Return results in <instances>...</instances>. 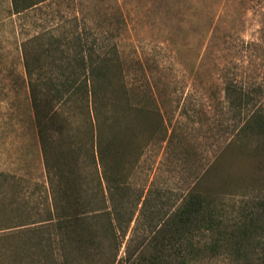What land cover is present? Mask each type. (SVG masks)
I'll list each match as a JSON object with an SVG mask.
<instances>
[{"label":"rangeland","instance_id":"1","mask_svg":"<svg viewBox=\"0 0 264 264\" xmlns=\"http://www.w3.org/2000/svg\"><path fill=\"white\" fill-rule=\"evenodd\" d=\"M116 1L57 0L42 10V20L33 23L32 16L22 20L12 13L9 0H0V264H41L38 246L28 240L32 232L26 228L40 226L48 217L49 178L58 188L57 172L51 165L66 148L68 136L79 144L73 166L75 185L83 174L89 186L95 184V167L83 148L89 134L81 117L75 115L69 118L71 122L64 121V129L53 143L46 140L47 172L30 122L19 49L21 38L31 34L35 24L55 32L68 29L64 11L71 7L77 10L79 26L84 19L83 30L90 39L97 36L99 25H104L112 28V38L118 42L128 78V147L135 154L149 136L146 117L136 108L140 101L149 100L145 89L148 83L159 91L167 132L171 126L174 130L173 141L157 170V184L164 193L160 209L150 223L148 216L138 218L134 212L120 237L116 256L134 258L142 236L172 210L181 189L213 156L219 154L204 183L216 201V196L223 193L226 210L236 198L233 192L245 184L241 178L245 173L244 154L234 145H225L231 134L230 123L237 115H231L235 109L227 107L222 88L226 79L243 88L254 86L255 102L264 106V0ZM155 153V147L147 146L133 164L130 199L144 190ZM95 166L99 172V164ZM101 247L99 259L79 264H103L111 251L105 244ZM226 261L212 256L204 257L199 264ZM120 264L136 263L134 259H121Z\"/></svg>","mask_w":264,"mask_h":264},{"label":"trees","instance_id":"2","mask_svg":"<svg viewBox=\"0 0 264 264\" xmlns=\"http://www.w3.org/2000/svg\"><path fill=\"white\" fill-rule=\"evenodd\" d=\"M55 1L9 0V5L18 18L32 16L36 23L44 18L42 10ZM74 9L64 11L68 29L55 32L35 24V30L19 42L30 122L47 172V144L61 135L64 121L71 122V115L81 117L86 124L89 138L83 148L95 167L92 187L85 174L75 185L73 166L79 144L67 135L66 148L51 165L57 172L58 188L49 178L48 217L39 223L47 231L40 226L26 228L32 232L28 240L38 246L41 264L90 263L99 259L102 244L111 251L103 264H120L121 259H134L136 264H199L204 257L212 256L227 259V264H262L264 106L255 102L256 87L236 86L231 79L223 83V99L229 109H235L231 115H237V119H231V134L225 145H234L244 154V186L233 192L236 198L229 201V209L224 206L223 193L216 196V201L204 183L219 154L213 156L181 189L172 210L142 236L134 258L116 256L120 237L134 212L138 218L148 216L150 223L160 209L164 193L157 184V170L173 141L174 130L171 126L167 132L159 91L148 83L145 89L149 100L140 101L136 108L146 117L149 136L135 154L128 147V78L118 42L112 38V28L104 25H99L97 36L90 39L83 30L84 19L81 26L76 22ZM147 146L156 148L155 164L149 166L144 190L132 200L129 178L133 164Z\"/></svg>","mask_w":264,"mask_h":264}]
</instances>
